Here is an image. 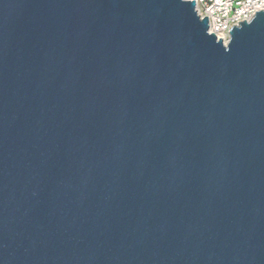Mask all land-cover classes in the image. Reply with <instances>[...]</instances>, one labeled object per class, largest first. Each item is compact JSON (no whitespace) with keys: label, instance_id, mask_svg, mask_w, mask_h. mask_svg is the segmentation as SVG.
<instances>
[{"label":"water","instance_id":"water-1","mask_svg":"<svg viewBox=\"0 0 264 264\" xmlns=\"http://www.w3.org/2000/svg\"><path fill=\"white\" fill-rule=\"evenodd\" d=\"M0 0V264H264V11Z\"/></svg>","mask_w":264,"mask_h":264},{"label":"built area","instance_id":"built-area-1","mask_svg":"<svg viewBox=\"0 0 264 264\" xmlns=\"http://www.w3.org/2000/svg\"><path fill=\"white\" fill-rule=\"evenodd\" d=\"M194 4L199 19L207 18V33H212L216 40L220 38L224 45L229 40L232 26H238L243 21L249 22L255 12L264 11L261 0H194Z\"/></svg>","mask_w":264,"mask_h":264},{"label":"snow or ice","instance_id":"snow-or-ice-1","mask_svg":"<svg viewBox=\"0 0 264 264\" xmlns=\"http://www.w3.org/2000/svg\"><path fill=\"white\" fill-rule=\"evenodd\" d=\"M261 3H264V0H261Z\"/></svg>","mask_w":264,"mask_h":264}]
</instances>
